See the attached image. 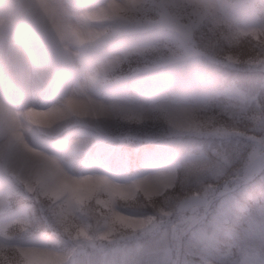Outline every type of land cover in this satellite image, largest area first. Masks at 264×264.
I'll return each mask as SVG.
<instances>
[{
  "label": "clouds",
  "instance_id": "1",
  "mask_svg": "<svg viewBox=\"0 0 264 264\" xmlns=\"http://www.w3.org/2000/svg\"><path fill=\"white\" fill-rule=\"evenodd\" d=\"M41 2L50 11L35 10L37 38L90 64L48 108L25 110L40 113L25 121L27 140L36 155L45 142L73 145L75 168L127 157L118 210L158 226L128 264H234L237 245L264 255V32L240 24L244 34L230 41L237 25L215 21V0ZM113 2L119 16L105 14ZM68 96L113 110L47 115ZM156 150L175 166L149 199L133 185Z\"/></svg>",
  "mask_w": 264,
  "mask_h": 264
},
{
  "label": "snow or ice",
  "instance_id": "2",
  "mask_svg": "<svg viewBox=\"0 0 264 264\" xmlns=\"http://www.w3.org/2000/svg\"><path fill=\"white\" fill-rule=\"evenodd\" d=\"M37 7L50 11L41 0H0V264H128L129 253L142 249L158 226L151 217L133 219L118 210L127 157L116 168L102 158L75 168L80 153L73 145L45 142L36 155L27 140L25 121L40 113L25 110L48 108L87 76L90 64L86 56L75 62L55 40L37 38L31 27L38 23ZM122 10L113 2L105 14ZM209 12L218 24L237 25L232 42L244 34L240 24L253 36L264 32V0H215ZM40 32L47 35L43 26ZM96 107L99 114L113 110L68 96L63 108L47 115H87L89 108L96 115ZM174 166L163 150L145 153L133 186L151 199L164 190ZM233 256L234 264H264V255L242 245Z\"/></svg>",
  "mask_w": 264,
  "mask_h": 264
}]
</instances>
